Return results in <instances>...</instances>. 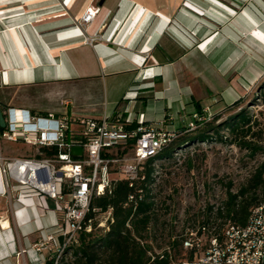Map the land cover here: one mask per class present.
<instances>
[{"label": "crops", "instance_id": "obj_1", "mask_svg": "<svg viewBox=\"0 0 264 264\" xmlns=\"http://www.w3.org/2000/svg\"><path fill=\"white\" fill-rule=\"evenodd\" d=\"M186 2L204 14L182 4L162 10L143 0H0L5 118L9 109L23 117L31 111L71 117L120 112L133 119L143 113L148 124L179 131L198 107L240 103L257 80L247 74L244 43L251 30L264 42V0ZM88 5L99 7L86 29L92 43L73 29ZM201 16L216 25L210 34ZM15 143L22 151L11 156L34 155L33 147ZM46 203L48 209L24 207L13 193L0 192V264L27 260L26 250L58 217L53 201Z\"/></svg>", "mask_w": 264, "mask_h": 264}, {"label": "built area", "instance_id": "obj_2", "mask_svg": "<svg viewBox=\"0 0 264 264\" xmlns=\"http://www.w3.org/2000/svg\"><path fill=\"white\" fill-rule=\"evenodd\" d=\"M98 12V6L88 5L74 23L75 35L84 42L95 39L86 35V29ZM214 116L210 106H203L176 131L148 124L143 113L135 119L120 112L101 117L26 112L23 117L9 109L0 138L29 145L34 155L5 156L0 148V192L13 193L15 201L31 208L48 209L46 199H50L58 214L26 250L27 260L21 264H62L81 234L108 230L113 222L111 207L87 217L90 209H97L92 207L93 199L110 193L118 179L132 186L143 178L148 159L180 133L194 131ZM134 120L136 126L131 127ZM73 146L81 147L80 155L70 152ZM127 202L136 203L133 193ZM183 246L194 249L193 257L174 264H264V199L245 225L228 221L220 235L206 226L189 229Z\"/></svg>", "mask_w": 264, "mask_h": 264}, {"label": "rangeland", "instance_id": "obj_3", "mask_svg": "<svg viewBox=\"0 0 264 264\" xmlns=\"http://www.w3.org/2000/svg\"><path fill=\"white\" fill-rule=\"evenodd\" d=\"M143 1L147 5L170 11L172 9L176 11L182 4L200 15L204 14L201 9H195L186 0ZM260 18L261 22H264V13H260ZM211 19L201 18L205 23L202 24L205 34H210L211 29L213 31L216 26ZM190 33L194 35L196 31L192 29ZM249 33V40L244 43L249 46L248 53L251 59V64L247 66L249 70L247 74H255L257 80L249 84L248 93L238 106L213 108L215 116L211 121H214V125L224 123L231 115L244 109L251 118L252 130L257 132L253 138L261 143L260 137L264 132V94H258L256 86L264 81V42L254 39L252 30ZM201 40L196 43L200 44L199 42H203ZM258 56L262 59L260 60L262 64H258ZM199 69L202 70V67ZM235 75L238 77L240 74ZM201 127L180 133L173 140L175 148L172 156L155 163L154 181L151 185V193L156 204L155 216L152 219L154 229L151 230L155 251H161L172 236L179 235L196 225L197 221L206 216L207 207L211 206L213 211L222 207L226 200L228 185L230 184V191L236 192L263 159L260 155L251 156L246 149L232 143L234 137L226 126L220 127L218 133L213 132L212 140L184 141L185 134L195 135ZM16 147L17 143L0 138L3 155L11 156V153L22 151L16 150ZM72 250L63 258L62 264H69Z\"/></svg>", "mask_w": 264, "mask_h": 264}, {"label": "trees", "instance_id": "obj_4", "mask_svg": "<svg viewBox=\"0 0 264 264\" xmlns=\"http://www.w3.org/2000/svg\"><path fill=\"white\" fill-rule=\"evenodd\" d=\"M256 87L258 94H264V81L260 82V85L258 83ZM238 105L239 101H235L230 107ZM31 113L47 114L35 111ZM223 126H226L233 135L232 143L246 149L251 156L260 155L263 159L236 192L230 191V184L228 185L226 200L222 207L215 211L211 206L207 207L206 216L189 228L196 230L206 226L217 235L221 234L228 221L245 225L252 209L264 199V132L260 137L261 143L253 138L257 132L252 130L251 118L244 109L231 115L224 123L216 125L214 121L204 123L197 134H185L184 141L212 140L211 134L218 133ZM2 130L0 128V132ZM174 144L172 140L156 156L148 159L141 172L143 178L137 179L132 186L126 179H118L113 182L110 193L93 199L92 207L97 209H90L87 217H94L98 212L111 207L113 222L106 231L81 234L79 244L73 247L74 251L71 249L72 259L69 264H174L193 257L194 249H185L183 246L189 229L172 236L161 251H155L152 242L154 240L151 233L154 229L152 219L156 210L154 196L151 193L154 166L156 161L172 156ZM130 193L135 195L136 203L127 202ZM140 194L141 199H138Z\"/></svg>", "mask_w": 264, "mask_h": 264}, {"label": "water", "instance_id": "obj_5", "mask_svg": "<svg viewBox=\"0 0 264 264\" xmlns=\"http://www.w3.org/2000/svg\"><path fill=\"white\" fill-rule=\"evenodd\" d=\"M5 127V115L4 113L2 112V110L0 109V128H4ZM81 147L80 146H73L70 148V152L73 154V155H80L81 154Z\"/></svg>", "mask_w": 264, "mask_h": 264}]
</instances>
